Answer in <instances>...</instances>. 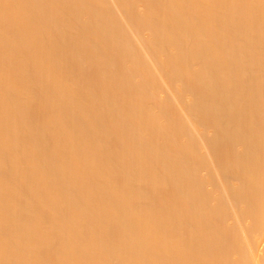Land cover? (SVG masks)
Here are the masks:
<instances>
[{
    "label": "bare ground",
    "instance_id": "6f19581e",
    "mask_svg": "<svg viewBox=\"0 0 264 264\" xmlns=\"http://www.w3.org/2000/svg\"><path fill=\"white\" fill-rule=\"evenodd\" d=\"M0 264H264V0H0Z\"/></svg>",
    "mask_w": 264,
    "mask_h": 264
}]
</instances>
